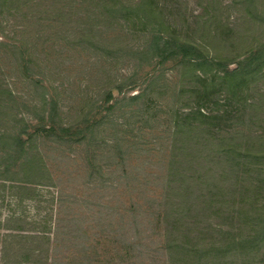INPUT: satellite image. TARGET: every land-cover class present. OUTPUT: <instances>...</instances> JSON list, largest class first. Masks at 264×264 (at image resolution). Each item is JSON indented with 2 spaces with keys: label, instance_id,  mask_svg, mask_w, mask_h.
Listing matches in <instances>:
<instances>
[{
  "label": "rangeland",
  "instance_id": "obj_1",
  "mask_svg": "<svg viewBox=\"0 0 264 264\" xmlns=\"http://www.w3.org/2000/svg\"><path fill=\"white\" fill-rule=\"evenodd\" d=\"M263 46L264 0H0V264L52 229L65 264H264V232L232 243L264 158H222L264 155V56L222 79Z\"/></svg>",
  "mask_w": 264,
  "mask_h": 264
},
{
  "label": "trees",
  "instance_id": "obj_2",
  "mask_svg": "<svg viewBox=\"0 0 264 264\" xmlns=\"http://www.w3.org/2000/svg\"><path fill=\"white\" fill-rule=\"evenodd\" d=\"M145 5V4H144ZM147 6V5H146ZM146 16L150 15V12H145ZM180 49H184L186 50V45L181 44L179 46ZM264 56V46L259 50H257L256 52H251L250 54H248V56L246 58H244L242 61H239L238 63V69L234 72H226L223 74L222 79H225L227 81H229V91H228V96H226V98H224V101H230L233 96L236 94L235 89L237 88H241V86L246 85L247 80L245 79V72L246 69L248 67L252 66V63L263 57ZM191 59H188V63L189 64H199V59L197 58H193L192 56H188ZM206 61H202L206 64H208L211 61L216 62L217 64V60L213 59H205ZM211 60V61H208ZM212 62V63H214ZM238 77V81L235 84H232V82L230 80H232L233 78ZM213 80V79H212ZM208 81V80H203ZM205 98V103L207 102V100L210 98V94L207 92L204 96ZM203 109V107H197V109L194 110V114H198L200 116L199 118V123L202 124H207V123H211L214 122L216 124H220L223 121H227L229 119H232L234 117L235 114H237L239 112V108L235 109L232 112H228V111H223V112H216V113H212L211 111H204L202 112L201 110ZM237 150V149H235ZM224 152V151H223ZM224 158L225 162H230L231 165L233 164H239L238 160H243L245 162L251 160H258V159H263L264 155L263 153H257V154H253V150L251 149H244L243 151L238 150V153H235L234 151L231 150H225L224 152ZM247 160V161H246ZM235 162V163H234ZM249 164H252L249 162ZM56 229H52V232H49L47 234L41 233L40 234V239H46L44 237H49V244L46 247H43L42 245H39L37 248L34 249V253L38 254V260L37 261H33L30 262L31 264H65V262L67 261L66 255L63 256L61 253H59V246L60 243L57 242V238H56V233H55ZM264 232V219L262 220V228L256 233L255 236L250 237L249 240L247 241H242V242H232L234 244V246L238 245L240 246L242 249L246 248V245L249 243H253L262 233ZM250 245V244H249ZM62 255V256H61ZM45 257V263L42 262V258ZM71 262L68 261V263L66 264H71ZM92 264V262L87 259V262H85V264Z\"/></svg>",
  "mask_w": 264,
  "mask_h": 264
}]
</instances>
